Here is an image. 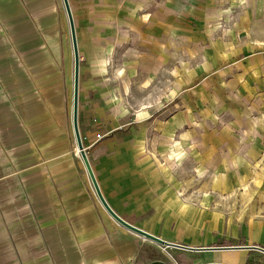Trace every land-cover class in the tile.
Returning <instances> with one entry per match:
<instances>
[{
    "label": "crops",
    "instance_id": "obj_1",
    "mask_svg": "<svg viewBox=\"0 0 264 264\" xmlns=\"http://www.w3.org/2000/svg\"><path fill=\"white\" fill-rule=\"evenodd\" d=\"M67 1L79 55L83 150L108 206L150 231L156 227L133 219L141 212L121 210V115L111 109L106 76L109 59L119 53L138 60L144 54L151 62L171 49L173 4L159 12L157 0ZM199 13L178 16L199 25ZM159 23L166 30L162 45ZM73 72L62 0H0V264L156 263L151 241L113 220L96 196L73 132ZM230 245L209 247L205 264H255L251 253L264 254L254 249L264 242Z\"/></svg>",
    "mask_w": 264,
    "mask_h": 264
},
{
    "label": "rangeland",
    "instance_id": "obj_2",
    "mask_svg": "<svg viewBox=\"0 0 264 264\" xmlns=\"http://www.w3.org/2000/svg\"><path fill=\"white\" fill-rule=\"evenodd\" d=\"M166 2L171 49L152 63L119 52L108 61V100L121 115V210L141 212L134 221L171 245L145 240L152 264H205L210 250L178 247L264 242V0H157L159 12ZM198 10L199 25L178 16Z\"/></svg>",
    "mask_w": 264,
    "mask_h": 264
},
{
    "label": "water",
    "instance_id": "obj_3",
    "mask_svg": "<svg viewBox=\"0 0 264 264\" xmlns=\"http://www.w3.org/2000/svg\"><path fill=\"white\" fill-rule=\"evenodd\" d=\"M63 1V5L66 11V15L68 18V22H69V28H70V35H71V42H72V48H73V57H74V72H73V105H72V126H73V132H74V136H75V141H76V145H77V149L80 153L81 159L85 165V168L87 170V173L89 175V178L91 180L92 186L94 188V191L96 193V196L99 200V202L101 203L102 207L105 209V211L110 215V217L115 220L118 224H120L122 227L126 228L127 230H129L130 232L142 237L145 240H149L159 246H171L169 244H167L165 241H163L162 239L155 237L145 231H142L130 224H128L127 222H125L124 220H122L119 216H117L114 211L108 206V204L105 202L99 188L98 185L96 183V180L94 178L93 172L89 166V163L87 161L85 152L83 150V146H82V142H81V137H80V133H79V128H78V86H79V55H78V50H77V43H76V37H75V28H74V24H73V19H72V15L70 12V8L68 5V1L67 0H62ZM174 247H178V246H174ZM178 248H183L186 250H194V251H202V250H212L211 248H207V249H202V248H185V247H178ZM254 249H258L262 252H264V249L262 248H258L255 247Z\"/></svg>",
    "mask_w": 264,
    "mask_h": 264
}]
</instances>
